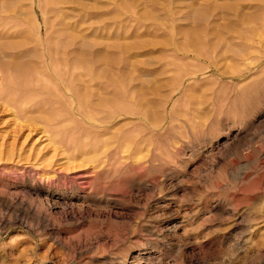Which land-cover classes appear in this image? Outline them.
Wrapping results in <instances>:
<instances>
[{
  "label": "rangeland",
  "instance_id": "obj_1",
  "mask_svg": "<svg viewBox=\"0 0 264 264\" xmlns=\"http://www.w3.org/2000/svg\"><path fill=\"white\" fill-rule=\"evenodd\" d=\"M17 2L27 49L0 54V93L46 102L17 144L69 167L0 158L31 207H0V264H264V0H63L59 39L88 60L70 70L42 56L48 0Z\"/></svg>",
  "mask_w": 264,
  "mask_h": 264
},
{
  "label": "bare ground",
  "instance_id": "obj_2",
  "mask_svg": "<svg viewBox=\"0 0 264 264\" xmlns=\"http://www.w3.org/2000/svg\"><path fill=\"white\" fill-rule=\"evenodd\" d=\"M48 2H49V6L52 7V9L50 11V14L52 15V17L54 16L55 21L58 20L59 23H57L58 24L57 25V24H54V21L51 22V28L53 30V34H54V38H55V45H53V46L48 45L46 47V52H43V55H42L44 61L46 62L47 60H49L50 61V65H53L55 62L64 63L65 66L69 70L71 68H77V66L79 64L80 65L87 64L88 60L86 59L85 56L74 55L73 52H72L73 49L71 50L70 46H68L67 44L65 45L64 42L62 43V41L59 39V37H61V36H62L61 38H63V36L65 38V36H66V39L69 40V38H67V35H65V33H66L65 31L68 29V26H67V23H66V16L63 14V12L61 10L62 9V5H63V0H48ZM18 9H19V6H18L17 0H0V29H1L0 37L5 38L7 40H15V39L17 40V41L15 40V41H11V42L9 41L8 44H5L3 46V48L0 47V54H3L6 57L10 56V54L12 56H16V54L21 55V54L26 53V49H27V42L25 40L26 37L24 36V31L21 28V26H18V24L20 22V18H19V15H18ZM58 39L61 42L58 41ZM59 42H60L61 45H58ZM66 43H68V42H66ZM6 57H4V58H6ZM3 67L7 68L9 66H8L7 63H5L3 61V62H0V68H3ZM59 72H56V74L59 73ZM67 75H68V73H67ZM85 75H87V74H85ZM69 76L71 77V75H69ZM4 80H2V83H0V89L5 87ZM91 80H93V79H91ZM32 83L33 82H31V84ZM31 84H30V86H31ZM99 84H100V82H99ZM34 86H36V85H34ZM25 87H28V86H25ZM32 87L33 86H31V88ZM4 89H6V88H4ZM29 89L30 88H28L27 90H29ZM33 91L36 93L35 88H33ZM33 91L30 90V93L33 94ZM38 91H40V90H38ZM35 93L33 95H35ZM73 96H74V94H73ZM29 97H31V96H29ZM37 98H36V100H30V101L27 100V99H29V98H27L25 100V104H23L24 102L23 103L21 102L20 97H16L15 96L14 98H12V97H10L9 94L8 95L7 94L4 95V92H3V94L0 93V113L4 114V117H5V118L3 117L4 119H7L9 116L10 117L12 116V118H13V122L9 126L11 128H10V130L8 129L9 130L8 137L5 135L7 133L4 132L5 133L4 135L8 138V141L7 142H4V141L2 142L1 141L2 143H0V158H2L1 160H3V161H5V160H7V161H15L16 162V170H26V169L28 170L29 169V170H32L34 172H40V170L43 169V172L44 171L45 172L48 171V172H51V173H60V169L59 168L62 169L64 167H69V164H67L66 161L63 162V163H59L60 161L54 162L53 160H50V161L47 162V164L44 163V164H46V165H44V167H43V165L41 167V164L45 161L44 160L45 156L43 157V156L40 155V153L42 152L41 149H38L37 151H39V152H36V150L34 151L30 147L28 149V151L29 152L33 151V152L30 153L29 156H27L26 158L23 156L22 152H23L24 149L22 148V146H24V143H25L26 139L28 138L29 134L26 135V137H27L26 139L24 137V139H25L24 141H21L20 143L18 142V144H17L19 130L14 129V127L16 126V123H15L14 119H18V118L26 117L28 115H33V114L38 113V112L41 113L43 111H46V110H44L46 108L45 107V105H46L45 103L46 102H44V100L40 101ZM31 99H33V98L31 97ZM75 100H77V99H75ZM18 101H20V102H18ZM79 104H80V102H79ZM80 105L82 106V104H80ZM10 109H14L16 111H20L22 114H17V116H16L15 114H13L14 113L13 112V113L7 115V113L10 112ZM50 111H51V109H50ZM65 118H66V116H65ZM3 122H4V120H3ZM1 123L2 122H0V124ZM58 124H56V126L60 125V124L59 125ZM49 127H52V125L49 126ZM29 132H32V131H29ZM4 164L7 165V162H5ZM74 177H73V179H74ZM75 179L81 180V181H85V180L88 179V176H86L85 174H79V175H77V177ZM83 187H85V186H83ZM13 197H14V195H11V194H8V193H4L3 191L0 192V207H2V209H6L7 211L10 210L11 212L12 211L13 212H15V211H19L20 212L21 211V212H24V214L27 211L31 212V207L30 208L28 207L27 209L25 208V210L21 209L20 207H19V209H18V207L16 208L15 203H14V199H16L17 197L16 198H13ZM27 215H29V214H27ZM31 218H32V220H36L39 223L46 222V219H45L44 215L42 213H40V212L39 213H34L31 216Z\"/></svg>",
  "mask_w": 264,
  "mask_h": 264
}]
</instances>
